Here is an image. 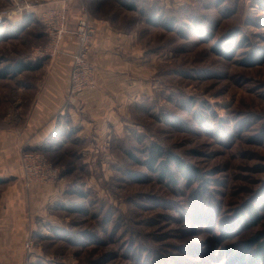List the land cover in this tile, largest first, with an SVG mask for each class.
I'll use <instances>...</instances> for the list:
<instances>
[{"label": "rangeland", "instance_id": "obj_1", "mask_svg": "<svg viewBox=\"0 0 264 264\" xmlns=\"http://www.w3.org/2000/svg\"><path fill=\"white\" fill-rule=\"evenodd\" d=\"M24 1L31 9L0 27V133L22 129L30 100L23 86L34 74L1 71L19 60L61 56L36 55L48 42L42 15L53 8H66L69 23L102 18L135 35L143 96L122 116L106 151L98 143L87 155L81 144L68 155L16 147L17 171L0 173V194L17 181L27 191L39 184L56 190L29 221L16 260L250 264L257 249L246 244L264 231V0ZM14 4L0 0V10ZM9 27L21 29L6 35ZM154 150L164 158L150 167ZM29 152L58 170L54 183L27 185L22 156ZM169 156L194 176L172 163L173 179L162 177Z\"/></svg>", "mask_w": 264, "mask_h": 264}, {"label": "crops", "instance_id": "obj_2", "mask_svg": "<svg viewBox=\"0 0 264 264\" xmlns=\"http://www.w3.org/2000/svg\"><path fill=\"white\" fill-rule=\"evenodd\" d=\"M6 1L12 4V0ZM174 1L177 0H172L176 6ZM76 23L74 16L69 29H74ZM91 23L95 29L90 51L96 68L95 86L69 99L70 72L78 40L67 34L59 58L29 71L34 74L23 86L30 98L23 127L0 133V173L17 171L16 147L21 145L30 150L45 149L50 155L60 151L69 154L79 144L86 155L96 151L94 143L104 151L112 135L120 133L127 109L141 102L142 80L136 78L135 72L142 55L138 54L141 47L136 36L102 18H92ZM55 191L40 184L27 191L22 181L6 185L0 194V264H23L22 257L16 260L14 254L19 253L29 232V221L55 199Z\"/></svg>", "mask_w": 264, "mask_h": 264}, {"label": "built area", "instance_id": "obj_3", "mask_svg": "<svg viewBox=\"0 0 264 264\" xmlns=\"http://www.w3.org/2000/svg\"><path fill=\"white\" fill-rule=\"evenodd\" d=\"M28 1L19 2L11 8L0 10V27L14 17L31 9ZM68 10L66 8H53L42 15L41 21L45 27L48 42L45 47L39 48L36 55L40 58H56L62 55V45L67 34L71 33L78 40V50L73 55V65L70 72L69 99L82 94L95 86L96 70L91 63L89 55L93 45L95 29L91 19L83 17L76 23L72 30L68 28ZM23 176L30 187L36 183H54L59 176V172L49 161L40 153H25L22 156Z\"/></svg>", "mask_w": 264, "mask_h": 264}, {"label": "trees", "instance_id": "obj_4", "mask_svg": "<svg viewBox=\"0 0 264 264\" xmlns=\"http://www.w3.org/2000/svg\"><path fill=\"white\" fill-rule=\"evenodd\" d=\"M131 9H134V6H131L130 7ZM12 23H15V22H10V24L12 25ZM12 27V26H11ZM7 28L6 30V35L8 34H13V33H16L17 30H20L21 28L18 27H13V28ZM1 31V29H0ZM1 33V32H0ZM45 60L43 59H39V60H36V61H33V60H19L18 62H15V65H10L8 66L7 68H5L3 71H6V73H3V71H1V75H19L23 72H26V71H34V70H37V69H40L43 65ZM45 150V149H43ZM152 158V162L150 164V167H153V165L156 163V161L160 160V159H163L164 158V154L162 151H157V150H154L153 151V155L151 156ZM174 164L176 166V168L183 174L185 175L186 177L190 178V177H193L194 176V172L195 170L194 169H191L189 168L184 162H182L179 157L177 156H169V162L168 161H163L161 163V175L162 177L163 176H166V177H170L173 179V174L170 170V164ZM252 213V215L254 216V220L257 218L256 214L254 213L253 214V210L251 209L250 211ZM253 246H256V258L250 263V264H255V261L258 260L260 262H262L264 260V231L263 232H259L257 233L255 236H253L249 242L246 244V248L247 249H252ZM244 257H239V260L240 262L244 261L243 259Z\"/></svg>", "mask_w": 264, "mask_h": 264}]
</instances>
